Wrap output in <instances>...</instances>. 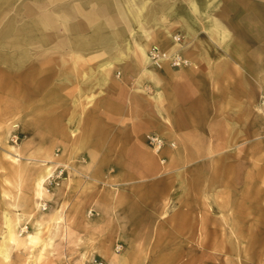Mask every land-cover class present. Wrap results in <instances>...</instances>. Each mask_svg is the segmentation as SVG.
I'll return each mask as SVG.
<instances>
[{"label":"rangeland","instance_id":"374dc122","mask_svg":"<svg viewBox=\"0 0 264 264\" xmlns=\"http://www.w3.org/2000/svg\"><path fill=\"white\" fill-rule=\"evenodd\" d=\"M71 2L0 0V264H264V91L251 114L219 117L217 132L193 130L181 142L154 134L165 144L159 153L150 134L129 148L127 134L105 140L107 129L83 115L102 75L68 53ZM126 15L118 19L128 26ZM103 76L112 91L123 72ZM167 152L179 155L169 161ZM45 156L53 174L37 201L32 183ZM6 220L19 225L15 243Z\"/></svg>","mask_w":264,"mask_h":264},{"label":"crops","instance_id":"0c3cea01","mask_svg":"<svg viewBox=\"0 0 264 264\" xmlns=\"http://www.w3.org/2000/svg\"><path fill=\"white\" fill-rule=\"evenodd\" d=\"M70 1L68 17L73 18L66 25L74 26V31H67L68 53L102 75L101 82L93 83L95 88L87 94L83 115L92 116L107 129L111 137L105 140L122 142L120 134H127L128 142H122V147L129 148L145 134L181 142L183 134L193 130L217 132L219 117H227V124L229 117L251 114L250 103L264 91V0ZM82 12L93 16L100 32L92 34L93 26L82 24ZM122 13L127 14L128 26L118 19ZM78 36L86 43L72 46L70 41L76 42ZM173 36L181 41L173 42ZM157 43L163 51L177 53L191 65L173 70L164 63L161 70L154 68L147 50ZM114 69L122 70L123 78L108 91L103 75ZM176 102L184 108L179 114L185 118L181 121L174 114ZM191 146L202 148L197 141ZM177 155L179 152H167L164 157L173 161ZM49 157L45 156L47 160L34 180L46 170L50 175L43 183L52 177ZM18 179L20 184L14 187L20 195L23 182L20 176ZM113 194L120 192L116 189ZM18 216L20 222L22 216ZM112 256L109 253L107 258Z\"/></svg>","mask_w":264,"mask_h":264},{"label":"built area","instance_id":"2783aa9c","mask_svg":"<svg viewBox=\"0 0 264 264\" xmlns=\"http://www.w3.org/2000/svg\"><path fill=\"white\" fill-rule=\"evenodd\" d=\"M175 42H179L180 38L176 37ZM147 58L152 66L157 69H161L164 63H168V65L172 69H180L189 67L191 64L188 60L184 59L181 55L168 54L167 52L161 50L157 46H152L149 48L147 52ZM262 101L264 104V96L262 97ZM147 144L156 152L159 153L164 147V141L157 135L150 134L146 136ZM174 145L171 144V147ZM91 264H104L101 261L94 260Z\"/></svg>","mask_w":264,"mask_h":264},{"label":"bare ground","instance_id":"6f19581e","mask_svg":"<svg viewBox=\"0 0 264 264\" xmlns=\"http://www.w3.org/2000/svg\"><path fill=\"white\" fill-rule=\"evenodd\" d=\"M45 172L46 173L44 175L38 177L33 182V192H34V195L36 196L37 200H42V197H43V194H44V186H43L44 183H43V180H44L45 177L50 175L49 170H46ZM18 184H20V183H18ZM18 226L19 225L17 223H12L9 220L5 221V238L7 239L8 242H14V243L17 242L16 229H17ZM33 226L39 228L40 224H39V222L35 221ZM25 239H27V241H29V240L32 241V236L31 235H27L25 237ZM6 257H7V255L4 252L3 258H6Z\"/></svg>","mask_w":264,"mask_h":264}]
</instances>
